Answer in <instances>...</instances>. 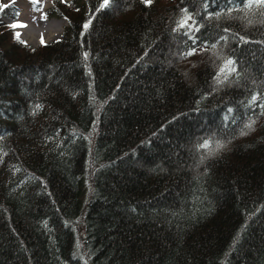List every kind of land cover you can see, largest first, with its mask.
<instances>
[{"label": "trees", "instance_id": "16d2710c", "mask_svg": "<svg viewBox=\"0 0 264 264\" xmlns=\"http://www.w3.org/2000/svg\"><path fill=\"white\" fill-rule=\"evenodd\" d=\"M101 3L0 10V264H264V5Z\"/></svg>", "mask_w": 264, "mask_h": 264}, {"label": "rangeland", "instance_id": "374dc122", "mask_svg": "<svg viewBox=\"0 0 264 264\" xmlns=\"http://www.w3.org/2000/svg\"><path fill=\"white\" fill-rule=\"evenodd\" d=\"M3 3H12L11 7H15L18 9V15L16 18L12 17H2V20L7 22V25H12L14 23L26 25L32 27H41L45 20L52 21L53 19L63 20L62 29L59 34L55 36H43L40 39H34L32 42H29L28 39L24 38V30L25 27H17L14 29L15 34L19 33V38L23 41H26L28 45L32 47L39 46L42 42H52L57 38H61L63 36V32L67 26V21L65 19H59L56 17H52L47 14L46 9L51 8L53 5V0H39V3H33L32 0H2ZM68 1V0H67ZM39 9V10H38ZM46 17V18H45ZM16 21V22H15Z\"/></svg>", "mask_w": 264, "mask_h": 264}, {"label": "snow or ice", "instance_id": "6c2138e0", "mask_svg": "<svg viewBox=\"0 0 264 264\" xmlns=\"http://www.w3.org/2000/svg\"><path fill=\"white\" fill-rule=\"evenodd\" d=\"M32 2H33L34 4H35V3H39V0H32ZM142 2L145 3L146 5H151L152 0H142ZM109 3H110V0H102V3L99 4L98 9H103V8L107 7V6L109 5ZM253 4L264 5V0H245V6H246V7H251ZM5 7H8V5H2V4H0V10H2V9L5 8ZM38 10H39V9H38ZM17 15H18V13H17ZM45 18H46V17H45ZM189 19H190V17H189ZM90 23H91V20H89V21L84 25V28L87 29V28L89 27ZM186 23H187V19H185V20L181 23V26H184ZM25 26H26V25L18 24V23H14V24L10 25V27H12L13 29H15V28H17V27H25ZM19 36H20L19 33H16V34H15V38H16V39H19ZM189 54H191V53H189ZM86 56H87V53H85V57H86ZM232 64H233V62L229 60V61L226 62L225 67H228V66H230V65H232ZM229 70H230V71H235V68H234V67H231V68H229ZM221 71L223 72L224 69H221ZM255 100H256V97L254 96V97H253V101H255ZM37 107H39V106H37ZM251 126H252L251 123H249L248 125H246V127H248V128H250ZM202 147H204V148H208V147H209L208 142H205V143L202 145Z\"/></svg>", "mask_w": 264, "mask_h": 264}, {"label": "bare ground", "instance_id": "6f19581e", "mask_svg": "<svg viewBox=\"0 0 264 264\" xmlns=\"http://www.w3.org/2000/svg\"><path fill=\"white\" fill-rule=\"evenodd\" d=\"M63 20L53 19L52 21L45 20L41 27H32L27 24L24 30V38L32 42L34 39H40L43 36H55L62 29Z\"/></svg>", "mask_w": 264, "mask_h": 264}]
</instances>
